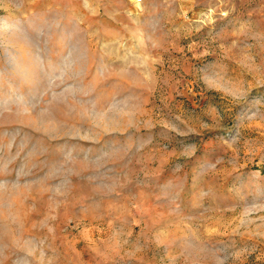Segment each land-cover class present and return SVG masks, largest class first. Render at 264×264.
<instances>
[{
    "label": "rangeland",
    "instance_id": "1",
    "mask_svg": "<svg viewBox=\"0 0 264 264\" xmlns=\"http://www.w3.org/2000/svg\"><path fill=\"white\" fill-rule=\"evenodd\" d=\"M0 264H264V0H0Z\"/></svg>",
    "mask_w": 264,
    "mask_h": 264
},
{
    "label": "built area",
    "instance_id": "2",
    "mask_svg": "<svg viewBox=\"0 0 264 264\" xmlns=\"http://www.w3.org/2000/svg\"><path fill=\"white\" fill-rule=\"evenodd\" d=\"M140 1V0H139Z\"/></svg>",
    "mask_w": 264,
    "mask_h": 264
}]
</instances>
